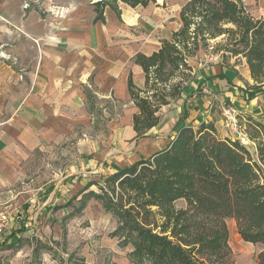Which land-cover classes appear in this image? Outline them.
<instances>
[{"label": "crops", "instance_id": "0c3cea01", "mask_svg": "<svg viewBox=\"0 0 264 264\" xmlns=\"http://www.w3.org/2000/svg\"><path fill=\"white\" fill-rule=\"evenodd\" d=\"M97 1L0 0V210L10 216L7 236L0 234V248L28 242L18 237L26 232L36 237L35 249L45 246L42 232L62 229L59 221L51 222L57 213L68 220L92 211L95 201L105 211L91 193L100 194L99 186L108 176L165 149L183 126L197 129L203 122L213 123L220 137L234 140L221 113L222 102L237 106L239 119L248 113L253 117L258 100L264 105V93L253 95L248 89L253 80L245 59L224 63L220 54L201 49L190 59L194 78L181 97L163 106L160 123L137 137L133 115L138 108L128 81L132 74L143 88L145 74L135 55H149L162 39L172 37L180 27L181 8L175 14L160 9L150 18L154 3L136 8L121 4L120 17L106 7L104 20L97 21ZM235 1L264 19V0ZM172 18L179 24L149 49L131 50L124 43L127 38L115 44V35L126 25L158 32ZM114 103L122 113L114 112ZM100 125L106 133L95 132ZM60 154L67 156L63 163L57 160ZM40 155L54 160L43 173L29 174ZM74 201L78 205L67 209ZM185 205L184 200L178 202V207ZM113 219L116 227L110 238L117 239L121 249L130 247L124 256L115 255L113 264H134L128 256L132 245L122 247L123 238L112 236L118 226ZM64 243L67 251L66 238ZM69 257L67 262H72Z\"/></svg>", "mask_w": 264, "mask_h": 264}, {"label": "trees", "instance_id": "16d2710c", "mask_svg": "<svg viewBox=\"0 0 264 264\" xmlns=\"http://www.w3.org/2000/svg\"><path fill=\"white\" fill-rule=\"evenodd\" d=\"M157 0H99L96 20L109 7L120 17L121 4L147 7ZM157 51L138 53L134 61L145 74L138 87L130 74L137 137L161 121L160 110L179 99L194 78L190 59L203 49L223 62L245 59L253 84L264 93V19L235 0H188L180 27L162 39ZM247 136L255 156L239 140L222 138L213 123L181 127L170 144L150 157L108 176L99 186L106 212L117 221L113 237L132 245L134 264H236L227 220L241 238L264 246V124L248 120ZM184 200L185 207H178ZM264 264V248L256 257Z\"/></svg>", "mask_w": 264, "mask_h": 264}, {"label": "rangeland", "instance_id": "374dc122", "mask_svg": "<svg viewBox=\"0 0 264 264\" xmlns=\"http://www.w3.org/2000/svg\"><path fill=\"white\" fill-rule=\"evenodd\" d=\"M186 0H157V4H152L151 11L147 15L148 17H153L154 13L160 9H165L171 11L172 14L177 13ZM133 12V11H129ZM137 24V23H135ZM179 24V19L175 21L173 18L165 23L166 29L162 28L160 31L144 32L140 25H126L124 26V32L115 35V42L118 45L123 44L120 41L122 38H127L125 44H128L131 50L138 49H149L151 46L156 44L160 38L164 36H169L170 31L174 29ZM141 36V37H138ZM118 105L117 103H114ZM253 117L250 113L243 114L246 119H239V131L246 133L247 130H251V124L248 120H258L264 124V105L261 102L254 104ZM259 105V108L257 107ZM109 110V109H108ZM123 109L121 107H115V113H122ZM227 127V126H226ZM100 129L95 131L96 133H106L105 125H100ZM230 128V127H228ZM231 131H233L230 128ZM234 132V131H233ZM236 140L237 137L233 133L232 135ZM252 155L255 156V150L250 146ZM59 152H65L60 150ZM49 156V155H47ZM61 158L58 157V161L61 163L65 162L66 155L60 154ZM43 158L42 155L37 157V163L30 172H36L41 174L45 171L48 163H52L54 160L52 157ZM31 178V177H30ZM28 178V179H30ZM72 206L67 207V209L72 210L73 207L78 205L77 201L72 203ZM59 221L62 226L61 230L58 232H42L43 245L35 249L36 237H32V232H26L18 237L28 238V242L24 239L21 245L14 246L13 249L0 248V264H113V257L119 254L124 256V254L129 250L130 247L126 249H121L117 246V239L110 238L109 234L116 227V222L113 217L105 213L100 204L96 201L92 204V211L84 212L78 216L71 219H63L62 213H57L54 215V219L51 222ZM229 232H230V245L233 251V256L236 264H256V257L261 251V246L257 244H252L244 241L238 234L236 229L235 221L232 219L227 220ZM9 225V223H8ZM8 225L0 233L1 236H7L9 232ZM64 226L66 228V236L64 235ZM25 230V229H24ZM18 233V232H17ZM29 235V237H26ZM55 238V239H54ZM58 238V239H57ZM64 238L67 241V251L63 250ZM109 238V239H108ZM106 239L107 244L104 243ZM62 243V245H57ZM115 248V249H113ZM113 250H117L121 253H116ZM71 256L72 262H67ZM95 260V262H92Z\"/></svg>", "mask_w": 264, "mask_h": 264}, {"label": "built area", "instance_id": "2783aa9c", "mask_svg": "<svg viewBox=\"0 0 264 264\" xmlns=\"http://www.w3.org/2000/svg\"><path fill=\"white\" fill-rule=\"evenodd\" d=\"M27 8L28 4L25 3L23 5V9L25 10ZM221 113L224 118L225 125L234 131L233 133L236 135L237 139L249 150H251L250 146L254 148V142L251 141L245 133L239 131L238 118L240 117V109L233 104L222 102ZM9 218V213L6 210H0V233L8 225Z\"/></svg>", "mask_w": 264, "mask_h": 264}]
</instances>
